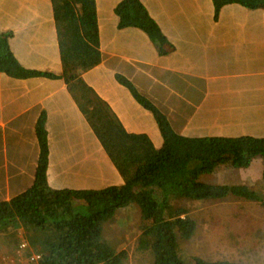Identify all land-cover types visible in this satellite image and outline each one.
Returning <instances> with one entry per match:
<instances>
[{
    "label": "crops",
    "instance_id": "obj_1",
    "mask_svg": "<svg viewBox=\"0 0 264 264\" xmlns=\"http://www.w3.org/2000/svg\"><path fill=\"white\" fill-rule=\"evenodd\" d=\"M121 1L95 0L102 60L82 79L127 133L146 135L156 149L163 144L153 114L117 74L181 136L264 138V9L229 4L215 18L212 0H139L166 39L157 45L139 28L118 27ZM0 34L9 35V49L23 68L61 75L51 0H0ZM40 117L51 190L123 184L62 79L0 73V202L35 181Z\"/></svg>",
    "mask_w": 264,
    "mask_h": 264
},
{
    "label": "trees",
    "instance_id": "obj_2",
    "mask_svg": "<svg viewBox=\"0 0 264 264\" xmlns=\"http://www.w3.org/2000/svg\"><path fill=\"white\" fill-rule=\"evenodd\" d=\"M215 18L221 8L238 4L264 9V0H212ZM62 65L60 76L23 68L11 53L9 35L0 34V73L15 79L33 76L60 78L84 115L105 153L123 179L121 186L101 190H51L46 180L48 146L45 118L37 122L39 162L33 185L9 201L0 202V234L21 228L27 248L39 255L35 264H124L126 251H117L103 237V226L120 209L136 206L140 234L136 251L149 253L152 264H245L185 262L179 242L190 240L196 223L180 200L217 202L235 197L264 210V138L249 136L190 138L177 134L167 118L124 77L115 75L133 98L150 111L163 140L156 149L146 135L129 134L110 107L82 79L100 64L95 0H51ZM119 28L136 27L154 44L166 42L139 0H123L115 8ZM162 52V51H161ZM262 161V192L246 184L213 185L201 177L221 170H245Z\"/></svg>",
    "mask_w": 264,
    "mask_h": 264
},
{
    "label": "rangeland",
    "instance_id": "obj_3",
    "mask_svg": "<svg viewBox=\"0 0 264 264\" xmlns=\"http://www.w3.org/2000/svg\"><path fill=\"white\" fill-rule=\"evenodd\" d=\"M261 170L262 161L256 159L248 169H223L201 177V181L213 185L246 182L261 193ZM176 205L188 210L197 228L190 240L179 242L182 260L193 262L200 258L209 262L264 264V210L259 204L230 196L217 202L180 200ZM140 222L139 210L131 205L118 210L103 226L104 239L117 251H126L128 258L124 264H152L149 253L136 251ZM25 239L21 228L0 234V264H29L28 258L34 252L20 249Z\"/></svg>",
    "mask_w": 264,
    "mask_h": 264
},
{
    "label": "built area",
    "instance_id": "obj_4",
    "mask_svg": "<svg viewBox=\"0 0 264 264\" xmlns=\"http://www.w3.org/2000/svg\"><path fill=\"white\" fill-rule=\"evenodd\" d=\"M27 248V243L24 241L21 242L20 244V249H25ZM39 260V255L32 253L29 258L28 262L29 264H35Z\"/></svg>",
    "mask_w": 264,
    "mask_h": 264
},
{
    "label": "clouds",
    "instance_id": "obj_5",
    "mask_svg": "<svg viewBox=\"0 0 264 264\" xmlns=\"http://www.w3.org/2000/svg\"><path fill=\"white\" fill-rule=\"evenodd\" d=\"M31 254H32V253H31ZM31 254H30V255H31Z\"/></svg>",
    "mask_w": 264,
    "mask_h": 264
}]
</instances>
